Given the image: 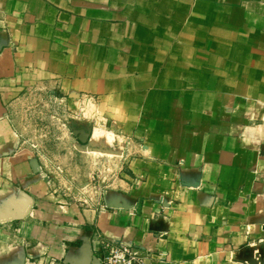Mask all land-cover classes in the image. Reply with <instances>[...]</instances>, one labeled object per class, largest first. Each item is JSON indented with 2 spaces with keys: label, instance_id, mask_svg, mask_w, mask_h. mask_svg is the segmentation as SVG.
<instances>
[{
  "label": "crops",
  "instance_id": "obj_1",
  "mask_svg": "<svg viewBox=\"0 0 264 264\" xmlns=\"http://www.w3.org/2000/svg\"><path fill=\"white\" fill-rule=\"evenodd\" d=\"M117 240L264 261V0H0V264Z\"/></svg>",
  "mask_w": 264,
  "mask_h": 264
},
{
  "label": "built area",
  "instance_id": "obj_2",
  "mask_svg": "<svg viewBox=\"0 0 264 264\" xmlns=\"http://www.w3.org/2000/svg\"><path fill=\"white\" fill-rule=\"evenodd\" d=\"M95 251L101 264H145L142 251L123 240L97 245Z\"/></svg>",
  "mask_w": 264,
  "mask_h": 264
},
{
  "label": "rangeland",
  "instance_id": "obj_3",
  "mask_svg": "<svg viewBox=\"0 0 264 264\" xmlns=\"http://www.w3.org/2000/svg\"><path fill=\"white\" fill-rule=\"evenodd\" d=\"M30 109H31V114H32L33 106H30ZM29 117H32V116H29ZM26 124L28 125V122H26ZM85 147L87 150L97 149V150H94V152L97 155H99L100 160H101L102 164L104 165L103 172L102 173L100 172L101 178L102 177L107 178V177L113 175L114 171L116 170L114 168L115 164H116L115 156H114V154L116 153L114 150L116 148V146H115L114 140L103 141L101 143H98L97 145L93 144L92 142L87 141ZM100 149L106 150L107 152L100 151ZM88 191H89V189L86 186H78L76 189V193H78L79 195L85 194Z\"/></svg>",
  "mask_w": 264,
  "mask_h": 264
},
{
  "label": "water",
  "instance_id": "obj_4",
  "mask_svg": "<svg viewBox=\"0 0 264 264\" xmlns=\"http://www.w3.org/2000/svg\"><path fill=\"white\" fill-rule=\"evenodd\" d=\"M88 133H86L85 135H83V136H78V139H79V141L80 142H82V143H85V142H87V139H88ZM94 258L96 259V263L95 264H101L100 263V261L94 256ZM260 264H263V261H261V263Z\"/></svg>",
  "mask_w": 264,
  "mask_h": 264
}]
</instances>
